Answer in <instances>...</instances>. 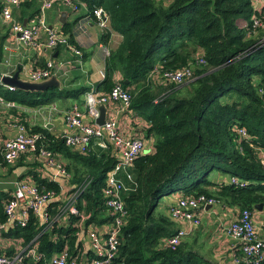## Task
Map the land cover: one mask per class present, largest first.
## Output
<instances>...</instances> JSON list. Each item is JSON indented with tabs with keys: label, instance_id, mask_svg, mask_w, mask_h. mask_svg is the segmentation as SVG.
Here are the masks:
<instances>
[{
	"label": "trees",
	"instance_id": "trees-1",
	"mask_svg": "<svg viewBox=\"0 0 264 264\" xmlns=\"http://www.w3.org/2000/svg\"><path fill=\"white\" fill-rule=\"evenodd\" d=\"M92 10L103 5L109 12V29L102 34L107 42L111 32L122 39L106 59V76L97 89L109 91L115 73L133 94L131 107L149 121L147 137L155 136L153 149L134 161L132 188L125 194L128 215L119 244L118 260L124 264H218L189 246L187 241L169 245L165 238L176 231L170 213L158 210L163 197L182 190L184 194L214 195L240 208L264 204V27L255 35L253 16L264 20V5L256 10L254 0H86ZM34 0L26 1L24 9ZM38 9H36L37 11ZM35 11V12H36ZM34 12V13H35ZM246 20L248 25H242ZM71 33V23L63 25ZM73 41V35H70ZM5 34L0 36V77ZM203 55L207 64L197 67L194 76L181 83L153 85L147 81L155 67L175 68ZM128 80V81H127ZM92 86H53L44 90L10 89L0 83V94L26 106H42L60 98H79ZM162 97L155 101L156 97ZM32 130L45 133V143L67 158L72 175L67 186L90 180L78 200L83 211H92L88 223H109L104 206L108 172L118 161L112 147H95L80 152L40 124ZM237 127H245L241 137ZM24 154L10 168L21 165ZM19 167V166H18ZM237 175L245 185L224 178L213 189V170ZM31 173V169L29 170ZM42 189L60 190V183L34 174ZM63 191V190H61ZM10 197L0 191V222L6 221L5 203ZM59 200L52 204L58 205ZM75 214L68 224L40 220L31 210L26 225L8 224L1 240L21 238L27 245L38 236V249L51 255L66 245L78 246L74 236ZM7 247L8 253L15 251ZM26 264H51L45 259L25 257ZM247 264V263H242ZM260 264H264V261Z\"/></svg>",
	"mask_w": 264,
	"mask_h": 264
},
{
	"label": "built area",
	"instance_id": "built-area-1",
	"mask_svg": "<svg viewBox=\"0 0 264 264\" xmlns=\"http://www.w3.org/2000/svg\"><path fill=\"white\" fill-rule=\"evenodd\" d=\"M26 1L31 0H0V16L4 23L9 25L13 38L25 46L50 49L52 52L62 46L66 51L75 54L81 62L84 55L82 48L73 43L67 33L50 25L46 9L59 3L69 5L73 10L78 11L82 6L87 5V1L41 0V5L35 13L27 15L26 18L20 17L15 9H20ZM263 5L264 0H254L256 10ZM92 15L103 31L109 29V12L103 5L95 6ZM241 24L247 26L248 22L242 20ZM261 26L264 27V20L257 13L253 16L252 27L256 30ZM262 43L264 39L261 40V45ZM105 49L109 56L110 50L106 45ZM206 64V57L199 55L180 67L160 69L157 66L150 72L147 81L152 82L153 85L181 83L192 78L197 67ZM18 68H20V77L30 81H44L57 73L55 57L51 54L42 66L14 67L12 70L4 71L1 77L4 74L13 75ZM101 75L106 76V67L101 70ZM122 79L123 74L117 72L114 85L109 91L101 93L93 87L87 90L84 110L79 104H75L65 111L68 131L62 135L68 145L80 152H87L95 147H112L118 157L117 163L107 174L104 189V206L111 217L108 226L100 229V226L94 222L88 223L92 211L85 212L78 206L79 197L86 190L90 180L85 179L73 186L68 185L67 190L58 181L61 187L58 191L54 188L42 189L31 176L19 178L15 181L13 190L9 191L10 197L5 203L6 221L0 222V264H26L27 255H31L36 260L45 259L51 264H124L118 260L119 244L128 215L125 194L132 188L126 179L134 180L133 172L129 169L132 168L135 159L143 153L145 138L142 135L127 136L119 126V110L130 112L133 99V94L123 85ZM5 85L15 89L13 86ZM161 98L156 97L155 101ZM5 103L12 106L16 102L7 100L0 94V106ZM102 104L106 106L107 114L105 122L100 124L96 120L101 114ZM85 114L91 118V121L85 118ZM10 126L14 132L0 147V169L13 164L23 154L36 151L48 166L56 169V176L67 179L72 175L66 162L45 143L43 131L32 130L22 119L13 120ZM237 130L241 137L249 136L245 127H237ZM225 181L239 185L246 184L245 180L234 174L229 175ZM54 200H59V204H52ZM219 202L220 199L216 196L205 193L180 195L175 203L169 206V213L173 219H185L187 225L178 227L173 234L164 239L165 242L169 245L179 244L189 230L201 222L198 210ZM31 210L49 226L54 223L68 224L69 215H77L78 218L74 222L76 225L74 236L78 240V246L72 249L66 245L60 251L47 255L45 251L38 249V236L27 245H24L23 239L19 237H11L3 243L2 230L8 224L26 225ZM227 229L237 245V250L232 254L229 264H260L264 261V239L258 233L250 208H241L237 216L230 221ZM8 246L9 248L14 246L15 251L12 254L8 253Z\"/></svg>",
	"mask_w": 264,
	"mask_h": 264
},
{
	"label": "crops",
	"instance_id": "crops-1",
	"mask_svg": "<svg viewBox=\"0 0 264 264\" xmlns=\"http://www.w3.org/2000/svg\"><path fill=\"white\" fill-rule=\"evenodd\" d=\"M40 5L41 0H34V5L31 6V8L24 9V13L22 11L23 7L20 9L16 8L15 11L18 12V16L26 18L27 15L34 13ZM64 10H66L67 13L61 18ZM46 14L50 25L60 28L63 32V25L67 22L71 23L72 32H67V34L69 36L73 35L72 42L82 48L84 55L83 58H81V62L75 54L66 51L62 46L54 49L52 52L50 49L25 46L18 43L17 40L13 38V33L9 25L4 23L0 16V19L7 27V31L4 32L6 37L4 41V58L1 64L2 69L5 66L9 68L6 71L22 65L42 66L52 54L56 61V76L63 82V86L73 87L84 83L97 89V82L104 78V76L101 75V70L106 67V59L108 57L105 45L109 50L116 47L122 39L121 33L112 31L108 41L103 42L102 34L104 31L92 15V10L88 2L87 5L82 6L78 11L73 10L69 5L55 3L46 9ZM70 38L72 39L71 36ZM3 72L4 71H2V73ZM116 75L117 73H115V76ZM0 83L5 85L2 79ZM97 90L101 93L105 91L104 89ZM84 102L85 93L79 98H60L50 104L42 106L32 107L18 103H14L12 106L8 103L2 104L0 106V147L3 141L14 132L10 123L13 120L23 119V117L29 121L31 125L40 124L48 127L50 132L56 136L63 135L68 131V125L65 121V111L75 104H79L81 109L84 110ZM115 107H118V105H115ZM85 118L91 121V118L87 117V114H85ZM118 119L119 126L125 135L144 136L145 146L143 152H149L153 149L156 137L151 136L149 138L146 136L144 128L149 126V121H147L145 117L132 108L130 112L119 110ZM58 157L67 163V158L61 152H58ZM22 162L21 165H18L19 167L15 166L13 169L10 167L14 164L0 169V174L3 172L5 175H9L14 182L13 186H4L2 185L4 181L0 179V191L1 189L12 191L15 181L25 176H31L34 181H37L34 175L36 173L40 176L55 179L62 183L65 190L68 189L65 178L56 176V169L48 166L38 152L31 151L25 153ZM30 169L31 173L29 172ZM129 170H132V168ZM223 178L228 179L229 176L227 175V177ZM218 180L219 179H216V184L213 186V189H218L217 183L221 181ZM182 194H184V192L180 190L177 193L174 192L165 196L166 203L163 204V208L159 209L158 207V210L169 213V206L175 203L177 198ZM240 209L238 205L229 204L221 199L219 203L213 206L200 208L198 214L201 218V222L189 230L183 241H187L190 247L199 251L206 258L218 264H229L232 254L237 250V245L231 238L227 227L230 221L240 212ZM252 213L255 218L258 233L260 237L264 239V204L262 209L255 207ZM173 220L176 223V230L180 226L185 227L187 225L186 220L183 218ZM95 224L99 225L100 229H104L108 226V223Z\"/></svg>",
	"mask_w": 264,
	"mask_h": 264
},
{
	"label": "water",
	"instance_id": "water-1",
	"mask_svg": "<svg viewBox=\"0 0 264 264\" xmlns=\"http://www.w3.org/2000/svg\"><path fill=\"white\" fill-rule=\"evenodd\" d=\"M67 13L66 10L63 11V15L61 16V18ZM26 22V19H25ZM2 82L4 84H7L8 86H13L14 88H22V89H26V90H44L47 89L49 87H53V86H58V87H62L63 86V82L56 76L53 75L50 78L44 80V81H30V80H25L23 78L20 77V68H18L13 75L10 74H4L2 77ZM128 81V80H127ZM100 109H101V114L100 116L97 118V122L100 124H103L106 120V114H107V108L104 104L100 105ZM211 206V205H209ZM256 208L258 209H262L263 207V202L257 203L255 205Z\"/></svg>",
	"mask_w": 264,
	"mask_h": 264
},
{
	"label": "rangeland",
	"instance_id": "rangeland-1",
	"mask_svg": "<svg viewBox=\"0 0 264 264\" xmlns=\"http://www.w3.org/2000/svg\"><path fill=\"white\" fill-rule=\"evenodd\" d=\"M17 14H18V12H16ZM6 25L3 23V21L0 19V36L2 35V34H4V32H6L7 30H6ZM254 32H255V35H258V29H256V30H254ZM262 39H264V37L262 38ZM261 39V40H262ZM260 43H261V41H260ZM262 44H264V43H262ZM4 64V63H3ZM1 68H2V65H1ZM9 68H7L6 66L5 67H3V69H2V71H6V70H8ZM30 123V122H29ZM30 125H31V123H30ZM145 152H148V151H145ZM9 166V165H8ZM227 177V175H228V173H226V172H224V171H222V170H219V169H215V170H213L212 172H211V174H210V178L211 179H213V180H216V179H219L218 181H220L223 177ZM229 176V175H228ZM0 179L2 180V181H4L3 183H2V185H4V186H8V185H10V186H13V184H14V182H13V180H12V178L9 176V175H5L3 172H1V174H0ZM0 187H1V185H0ZM1 190H3V189H1ZM180 190H177V191H175L176 193L177 192H179ZM166 203V197H164V199H162L161 200V203L159 204V209H161V208H163V204H165Z\"/></svg>",
	"mask_w": 264,
	"mask_h": 264
}]
</instances>
